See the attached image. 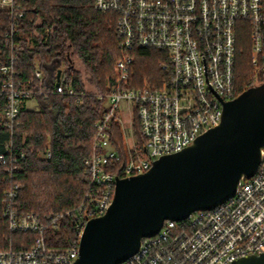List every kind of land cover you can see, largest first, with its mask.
<instances>
[{"label":"built area","instance_id":"1","mask_svg":"<svg viewBox=\"0 0 264 264\" xmlns=\"http://www.w3.org/2000/svg\"><path fill=\"white\" fill-rule=\"evenodd\" d=\"M94 6L113 17L120 47L164 52L161 67L166 79L159 86L146 78L139 86H127L134 57L125 54L116 60L103 91L87 89L80 94L78 102L92 93L106 105L96 124L93 152L84 160L89 189L73 207L47 215L19 209L21 182L4 190L1 211L6 227L34 237L27 245L0 248V264H74L85 227L109 209L118 176L147 171L160 156L183 150L221 122L224 101L239 95L235 74L240 21L248 23L255 69L259 71L261 63L264 66V0H94ZM0 8H9L12 19L4 34L9 55L0 60V130L8 132L5 150L11 152L14 128L29 101L37 102L38 95L47 98L52 93H78L63 79L54 88L42 87L44 70L39 60L34 63L37 87L18 78V54L27 44L33 47L34 41L17 38L24 11L16 0H0ZM48 33L49 29H44V36ZM123 103L131 115L130 134L126 132ZM135 111L140 143L133 130ZM114 121L122 127L125 161L111 140ZM11 154L7 178L14 180L25 153ZM46 155L51 156L50 149ZM4 158L6 152L0 153V159ZM67 228L71 236L59 238L58 233ZM49 229L58 237L53 238ZM263 252L264 149L257 170L238 181L233 196L213 209L193 211L182 220H165L158 233L143 237L138 251L118 264H230Z\"/></svg>","mask_w":264,"mask_h":264},{"label":"trees","instance_id":"2","mask_svg":"<svg viewBox=\"0 0 264 264\" xmlns=\"http://www.w3.org/2000/svg\"><path fill=\"white\" fill-rule=\"evenodd\" d=\"M24 11V17L17 28V38L26 40V35L37 30L42 33L34 37L33 47H25L18 54L17 76L30 80L38 86L35 77L36 60L44 70L42 87L54 88L57 72L62 70L61 79L71 84L78 95L52 93L49 97L37 96L36 109L23 108L20 123L13 133L14 147L5 150V140L9 134L0 130V248L12 244L27 245L32 233L10 232L2 218V195L14 182L23 187L19 191V209L47 215L63 211L78 203L89 189L90 175L84 162L93 152V138L96 124L106 110L104 101L94 94L85 93L86 83L82 73L73 67L71 54H76L90 75V80L98 91L105 89L106 78L114 73L115 62L125 54L134 57L131 81L127 86H139L147 79L159 86L166 73L161 67L164 52L151 48L125 50L120 47L111 14L102 13L94 6V0H16ZM40 20V24L37 23ZM114 20V19H113ZM12 24L9 8H0V60L8 58L9 46L4 42V34ZM246 20L239 22L235 84L239 94L253 84L256 75L264 78L261 63L257 71L252 61V44ZM48 35L44 36V29ZM133 130L140 143V124L134 112ZM111 140L118 152L126 159V144L121 124L114 121L111 126ZM50 149L51 156L46 155ZM24 152L16 178H7V167L11 163V153ZM14 155V154H13ZM19 155V154H18ZM48 233L52 234V229ZM59 238L70 237V228L62 229ZM58 242V241H57Z\"/></svg>","mask_w":264,"mask_h":264},{"label":"water","instance_id":"3","mask_svg":"<svg viewBox=\"0 0 264 264\" xmlns=\"http://www.w3.org/2000/svg\"><path fill=\"white\" fill-rule=\"evenodd\" d=\"M263 149L264 79L224 101L221 122L183 150L160 156L143 173L118 176L112 203L88 221L74 264H118L165 220L213 209L234 195L242 177L255 173ZM230 264H264V252Z\"/></svg>","mask_w":264,"mask_h":264},{"label":"rangeland","instance_id":"4","mask_svg":"<svg viewBox=\"0 0 264 264\" xmlns=\"http://www.w3.org/2000/svg\"><path fill=\"white\" fill-rule=\"evenodd\" d=\"M110 22H113V17H111V19L109 20ZM37 23L40 24V20L37 19ZM40 35L41 33L38 32L37 30L32 31L28 34V36L26 35V38L29 37L30 39H34V37H38V35ZM28 42V39L26 40ZM25 41V42H26ZM26 47H29L28 44ZM72 56V65L74 68H76L77 70H79L83 77H84V81L86 83V89H88L89 91H94L97 89L96 85L90 80V75L89 73L86 71L83 63L81 62V60L78 58V56L76 54H71ZM107 79V78H106ZM262 80L261 76L258 74L255 76V78L253 79V84L258 83ZM28 106L30 109H36L38 104L36 101L31 100L28 102ZM123 109H125L124 114L126 115V118H124V122L127 125L126 128V132L128 134H130V129H131V115H130V111H128L126 103H123ZM130 115V116H129Z\"/></svg>","mask_w":264,"mask_h":264}]
</instances>
